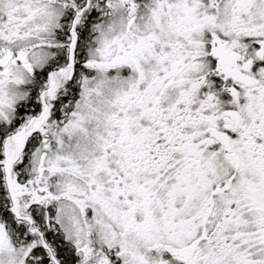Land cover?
I'll return each mask as SVG.
<instances>
[{
    "label": "snow or ice",
    "instance_id": "obj_1",
    "mask_svg": "<svg viewBox=\"0 0 264 264\" xmlns=\"http://www.w3.org/2000/svg\"><path fill=\"white\" fill-rule=\"evenodd\" d=\"M0 264H264V0H0Z\"/></svg>",
    "mask_w": 264,
    "mask_h": 264
}]
</instances>
